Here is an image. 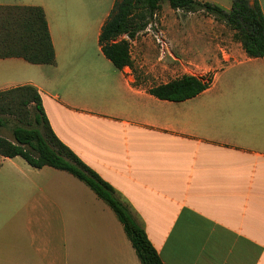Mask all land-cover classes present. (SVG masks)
<instances>
[{
	"label": "crops",
	"instance_id": "1",
	"mask_svg": "<svg viewBox=\"0 0 264 264\" xmlns=\"http://www.w3.org/2000/svg\"><path fill=\"white\" fill-rule=\"evenodd\" d=\"M197 1L231 7V0ZM257 1L264 17V0ZM39 7L54 63L0 59V92L36 89L54 135L112 188L162 264H264V56L248 58L233 32L228 39L209 17L202 40L214 54L197 59L210 62L211 85L184 101L159 100L148 90L160 83L136 80L149 57L142 44L130 52L131 68L117 70L102 55L98 35L108 14L90 22L56 12L51 21ZM180 40L169 46L187 55ZM0 264L141 262L114 212L86 184L0 156Z\"/></svg>",
	"mask_w": 264,
	"mask_h": 264
},
{
	"label": "trees",
	"instance_id": "2",
	"mask_svg": "<svg viewBox=\"0 0 264 264\" xmlns=\"http://www.w3.org/2000/svg\"><path fill=\"white\" fill-rule=\"evenodd\" d=\"M162 0H114L100 29L98 46L117 70L132 67L129 41L146 30L160 10ZM170 9L186 14L211 16L233 32L250 59L264 56V17L257 0H231L225 12L219 6L197 0H166ZM17 58L32 65H52L54 48L44 11L39 6H0V59ZM212 78L183 75L151 87L148 93L159 100L180 102L195 97L211 85ZM31 107L34 128L14 127L11 140L0 136V156L21 157L29 166L65 171L86 184L108 205L130 241L141 264H162L144 231L134 222L112 188L84 165L52 132L35 88L20 86L0 92L2 115Z\"/></svg>",
	"mask_w": 264,
	"mask_h": 264
},
{
	"label": "rangeland",
	"instance_id": "3",
	"mask_svg": "<svg viewBox=\"0 0 264 264\" xmlns=\"http://www.w3.org/2000/svg\"><path fill=\"white\" fill-rule=\"evenodd\" d=\"M114 0H0V4L16 5H44L49 19L56 20V12L66 21L79 20L90 21L101 20L109 13ZM227 3L226 0H220ZM211 17L199 14L196 17H190L181 11H174L169 8L166 0L160 3V10L149 20L146 30L140 32L136 37L137 45H131L130 52L132 56L137 53V47L142 44L145 53L149 55L140 67L135 71L137 82L142 81L146 86H153L155 83H166L183 75L208 78L212 77L207 68L210 66L208 60L197 59L200 53L213 52L209 44L202 40L204 36H210L209 28H205L207 19ZM219 23V22H218ZM221 24V23H219ZM203 25V26H202ZM202 26V27H201ZM226 27V26H225ZM230 30L226 27L224 35L231 39ZM174 37H180V47L186 49L187 55L179 54L177 49L171 50L169 40ZM156 38L164 40L167 49L180 60L174 61L166 51L163 57H159V46ZM212 50V51H211ZM214 54V52L212 53ZM196 59V60H194ZM183 64V65H182ZM140 66V65H139ZM151 71L155 77H151ZM148 72V73H146ZM150 72V73H149ZM138 75V76H137ZM221 81L213 80L211 93H215L220 87ZM34 113L31 107L25 110H17L11 115H2L4 122L0 128V136L11 139V131L14 127L34 128Z\"/></svg>",
	"mask_w": 264,
	"mask_h": 264
},
{
	"label": "built area",
	"instance_id": "4",
	"mask_svg": "<svg viewBox=\"0 0 264 264\" xmlns=\"http://www.w3.org/2000/svg\"><path fill=\"white\" fill-rule=\"evenodd\" d=\"M156 43L159 46V56L162 57L165 52H166V48H167V44L164 40L160 39V38H156Z\"/></svg>",
	"mask_w": 264,
	"mask_h": 264
}]
</instances>
